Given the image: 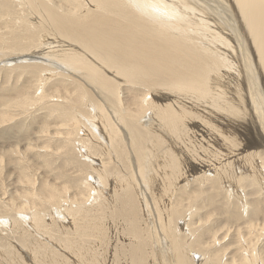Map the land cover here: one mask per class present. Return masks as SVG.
<instances>
[{"label": "rangeland", "instance_id": "rangeland-1", "mask_svg": "<svg viewBox=\"0 0 264 264\" xmlns=\"http://www.w3.org/2000/svg\"><path fill=\"white\" fill-rule=\"evenodd\" d=\"M81 1L61 5L78 19L92 8ZM51 4L0 0V264H170L164 260L173 253L162 235V227L170 225L190 264H229L239 257L240 243L247 247L251 231L256 252L264 255V234L256 230V223L264 221V166H259L264 154L245 161L247 153L264 150L257 136L190 108L180 135L171 128L163 136L155 134L158 106L175 102L173 94L156 91L163 88L155 78L119 85L113 99L54 59L43 74L46 66L33 63L40 56L30 54L43 39L63 44L53 48L55 54L79 51L77 23L60 19L55 24L41 10ZM184 40V48L171 51L181 59L190 58L185 48L191 44ZM106 72L115 89L120 76ZM156 92L164 96L155 97ZM94 106L109 114L116 108L122 121L136 109V127L144 138L130 143V134L124 135L125 128L115 121L119 134L103 140L86 122L93 117L98 122ZM144 149L153 186L142 183L135 166ZM236 150L240 155L232 158L227 176L214 177L219 162ZM253 164L260 170L247 178L243 168ZM200 169H207L205 176L196 178ZM94 173L103 177V185ZM140 189L149 193L147 207L138 198ZM35 211L44 221H31L28 215Z\"/></svg>", "mask_w": 264, "mask_h": 264}, {"label": "bare ground", "instance_id": "bare-ground-1", "mask_svg": "<svg viewBox=\"0 0 264 264\" xmlns=\"http://www.w3.org/2000/svg\"><path fill=\"white\" fill-rule=\"evenodd\" d=\"M84 1H86L85 6L89 5L92 8L79 17V20L71 16L68 7L64 8L61 5V2H66L65 6L66 4L69 6L74 4L75 0H60V2L49 0L52 8L46 6L44 9L41 8L49 17H53L55 24L60 23V19L62 22L71 21L77 23L76 28L79 31H77L79 38L75 40V43L79 44V51L68 48L69 50H59L60 53L55 54L57 51L54 52L53 48L61 47L63 44L45 39L35 50H32L30 54L40 56L34 57L36 60L33 63L46 66L41 70L44 71L43 74L49 69V65L55 64L51 61L54 59L53 61L56 60L55 62L65 66L72 74L76 75L80 72L79 74L88 80L83 81L82 76L79 75L82 82L86 84L92 82L106 96L113 99L118 98L119 85L148 83L155 78L157 84H154L163 88L156 91L171 93L173 95L170 97L175 100L173 104L158 106L157 116L160 121L158 120V131L154 130L155 134L163 136L168 128H171L180 135L184 130L182 118L187 116L185 109L190 108L196 113L203 110L209 119L232 129L246 130L248 134L257 136L258 142L264 146V0ZM81 2L79 0V3ZM184 38L191 44L190 48H185L190 58L181 59L178 54L174 56L171 51L184 48L187 45ZM197 39L204 43L199 44ZM111 70L121 79L115 82V89L102 74L106 71L111 74ZM104 74L106 75L107 72ZM158 92L155 97L164 96L163 93L158 94ZM94 107L97 110L95 117L98 118V122H95L94 117L86 119V122L96 131L99 130L103 140L109 142L108 138L114 139L119 134L115 121H120L125 128L124 135L130 134V143L135 142L136 138H144V134L136 127V109L130 111L122 121L116 108L113 107L112 114H109L102 106ZM154 108V104L149 105L150 110ZM2 117L1 115L0 121H3ZM246 120L248 125L244 123ZM212 127L216 128L214 125ZM261 154H264V150L262 152L259 149L253 150L247 153L245 161L248 157L253 158ZM231 155H227L224 162H219L218 166H221L216 169L214 177L227 176L233 160L240 153L236 150ZM172 162L173 170H176L177 164L173 160ZM135 166L140 173L142 183L147 185L148 179H152L153 175L151 178L148 174L152 172V168L149 169L146 149L141 151L140 160ZM259 166L263 168L264 165ZM259 166L253 164L250 169L243 168L245 173L248 172L245 176L247 178L255 176L256 170H260ZM206 171L207 169H200L196 178L205 176ZM261 174L264 176V173ZM93 176L100 185H103L102 176L97 173ZM138 186L141 184L139 183ZM136 189L139 191V187ZM140 194L138 198H141V205L147 207L145 194L149 196V193L144 194L140 189ZM56 209L57 207L55 211ZM21 210L25 212L24 209ZM41 215L35 211L28 216L31 221L34 220L32 221L34 223L44 221ZM182 219L184 222V218ZM256 225H259L256 230L264 234V221ZM34 228L36 230L38 227ZM162 228V235L168 239L169 249L173 253V258H165L164 262L172 260L174 264H190L174 235L175 232L171 229L172 226ZM251 235H253L252 231ZM251 235L247 236V247L244 248L241 243L239 244L240 255L237 259H232L229 264H264V255L262 251L256 252L254 247L256 242L251 240L255 238ZM166 250L164 251L167 254L168 250ZM164 251L158 252L162 254L165 253ZM166 263L169 264L168 261Z\"/></svg>", "mask_w": 264, "mask_h": 264}]
</instances>
